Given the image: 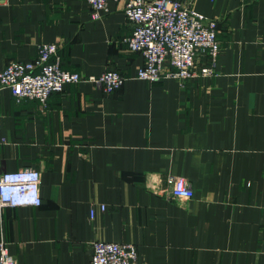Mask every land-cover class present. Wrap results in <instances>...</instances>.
Masks as SVG:
<instances>
[{"label":"crops","instance_id":"1","mask_svg":"<svg viewBox=\"0 0 264 264\" xmlns=\"http://www.w3.org/2000/svg\"><path fill=\"white\" fill-rule=\"evenodd\" d=\"M180 1L217 21L214 73L150 83L124 0L96 19L83 0H0V67L55 43L65 69L124 77L44 102L0 92V172L40 173V205L0 208L16 264H91L96 240L133 243L138 264H264V0ZM168 175L193 197L170 195Z\"/></svg>","mask_w":264,"mask_h":264},{"label":"built area","instance_id":"2","mask_svg":"<svg viewBox=\"0 0 264 264\" xmlns=\"http://www.w3.org/2000/svg\"><path fill=\"white\" fill-rule=\"evenodd\" d=\"M83 1L94 19L109 11L108 0ZM123 12L132 26L124 42L143 60L136 70L138 79L154 83L172 78L183 82L192 76L214 73L220 54L216 19L180 0H124ZM84 81L108 94L121 87L124 77L113 69L87 76L65 69L55 43L38 45L32 60H12L0 67V92L7 89L16 102L25 99L44 102L51 93L62 91L67 84ZM1 130L0 122V149L5 143ZM164 189L180 199L193 197L190 183L184 177L168 175ZM40 203L37 169L26 167L0 172V208L38 206ZM100 209L104 210L105 206L101 204ZM93 214L92 208L90 216ZM261 228L264 234V219ZM91 249V264H138V249L133 243L96 240ZM0 264H16L5 242H0Z\"/></svg>","mask_w":264,"mask_h":264}]
</instances>
